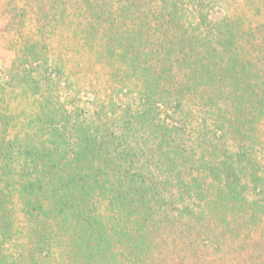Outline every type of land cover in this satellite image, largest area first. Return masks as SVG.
<instances>
[{
    "label": "trees",
    "instance_id": "obj_1",
    "mask_svg": "<svg viewBox=\"0 0 264 264\" xmlns=\"http://www.w3.org/2000/svg\"><path fill=\"white\" fill-rule=\"evenodd\" d=\"M13 1L0 264H264V0Z\"/></svg>",
    "mask_w": 264,
    "mask_h": 264
},
{
    "label": "rangeland",
    "instance_id": "obj_2",
    "mask_svg": "<svg viewBox=\"0 0 264 264\" xmlns=\"http://www.w3.org/2000/svg\"><path fill=\"white\" fill-rule=\"evenodd\" d=\"M14 1L12 2V4L14 3ZM4 2H5V5H7V9H8L9 3L6 4L7 3L6 0H0V5L5 6ZM1 12H2V9H0V14H1ZM3 14L5 15L4 12H3ZM222 16H223L222 11L214 10L212 15H211V18L212 19H219ZM5 23H6V21L4 20V17H0V78L2 77L0 80L4 79V77H5V80H7L6 75L10 74L13 62L15 61L14 57H13V52L15 53L16 50L18 51V42L14 43V41L11 39L12 34L8 33L4 29ZM101 83H102L103 87L105 88L106 86L103 84L102 81H101ZM79 87H81V86H79ZM91 92L92 91H87V93L82 92L80 95L86 96L88 100H91L92 99V93ZM104 95H105L104 92L99 93V96L101 98H104ZM1 96L3 97V93ZM117 100L119 103H121L119 99H117ZM84 101H85V99H84ZM165 114L167 115L168 119H170L169 118V112L164 111L163 116H165ZM15 124H16V121H15Z\"/></svg>",
    "mask_w": 264,
    "mask_h": 264
}]
</instances>
